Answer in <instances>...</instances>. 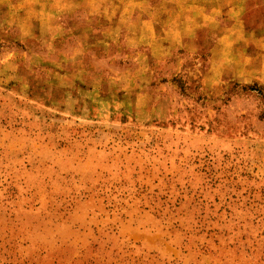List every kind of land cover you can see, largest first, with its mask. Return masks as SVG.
<instances>
[{
    "label": "rangeland",
    "instance_id": "1",
    "mask_svg": "<svg viewBox=\"0 0 264 264\" xmlns=\"http://www.w3.org/2000/svg\"><path fill=\"white\" fill-rule=\"evenodd\" d=\"M249 4V63L236 31L212 65L215 23L161 57L112 44L118 61L149 52L148 78L101 97L36 62L46 45L0 42V264H264V8Z\"/></svg>",
    "mask_w": 264,
    "mask_h": 264
},
{
    "label": "crops",
    "instance_id": "2",
    "mask_svg": "<svg viewBox=\"0 0 264 264\" xmlns=\"http://www.w3.org/2000/svg\"><path fill=\"white\" fill-rule=\"evenodd\" d=\"M251 1L0 0V42H9V33L15 31L11 39L28 47L30 56H34V51H31L33 46L39 45L42 49L46 45L40 55L34 52L36 62L40 63L38 59L42 60L43 55L48 59L57 58L56 62L43 59V63L46 68L60 67L57 73L63 87L70 90L72 86L77 84L80 87L91 79L93 83L87 88H93L95 95L101 97L104 86L112 78L146 80L150 68L149 52L161 57L173 48L196 47L202 32L207 42L208 31L213 34V23L219 26L223 16L230 20V24L225 27L216 25L219 30L215 31L220 32L217 41L212 40L209 45L206 43L211 48L212 65L218 62L224 64L225 60H220L221 51L238 44L240 37L241 65L249 63L247 59L252 57L246 56L248 45L245 44L244 17L252 9L249 6ZM255 2H260L264 8V0ZM254 9L256 11L257 7ZM236 31H241L238 39H234ZM71 41L76 44H71ZM192 41L193 44L195 42L193 47L189 45ZM251 42L257 50L264 51V36ZM112 44H123L129 49H147L149 52L139 51L118 61L114 55H109ZM58 46H61L59 53L55 52ZM68 48L73 49L72 53L68 52ZM0 49L6 51L7 47L4 45ZM85 54L93 60H83ZM99 54L104 55L100 57ZM258 57L254 60L260 63L257 59L261 58ZM119 63L125 66L117 67ZM5 68L6 61L0 58V73ZM245 72L241 68V74Z\"/></svg>",
    "mask_w": 264,
    "mask_h": 264
}]
</instances>
